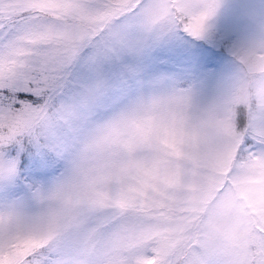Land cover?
Wrapping results in <instances>:
<instances>
[{
	"label": "snow or ice",
	"instance_id": "1",
	"mask_svg": "<svg viewBox=\"0 0 264 264\" xmlns=\"http://www.w3.org/2000/svg\"><path fill=\"white\" fill-rule=\"evenodd\" d=\"M214 0H0V264H264V43L228 90L145 81Z\"/></svg>",
	"mask_w": 264,
	"mask_h": 264
},
{
	"label": "rangeland",
	"instance_id": "2",
	"mask_svg": "<svg viewBox=\"0 0 264 264\" xmlns=\"http://www.w3.org/2000/svg\"><path fill=\"white\" fill-rule=\"evenodd\" d=\"M214 4L201 38L173 33L141 58L146 82L190 89L197 107L228 90L239 69L238 53L264 43V0H214Z\"/></svg>",
	"mask_w": 264,
	"mask_h": 264
},
{
	"label": "trees",
	"instance_id": "3",
	"mask_svg": "<svg viewBox=\"0 0 264 264\" xmlns=\"http://www.w3.org/2000/svg\"><path fill=\"white\" fill-rule=\"evenodd\" d=\"M226 42H228V39L226 40Z\"/></svg>",
	"mask_w": 264,
	"mask_h": 264
}]
</instances>
